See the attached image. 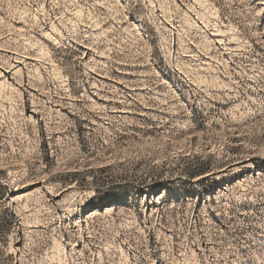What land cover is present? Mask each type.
Returning a JSON list of instances; mask_svg holds the SVG:
<instances>
[{"label": "rangeland", "instance_id": "1", "mask_svg": "<svg viewBox=\"0 0 264 264\" xmlns=\"http://www.w3.org/2000/svg\"><path fill=\"white\" fill-rule=\"evenodd\" d=\"M0 264H264V0H0Z\"/></svg>", "mask_w": 264, "mask_h": 264}]
</instances>
